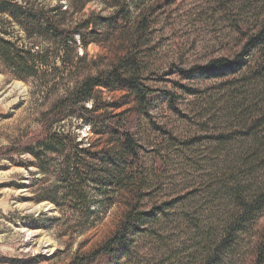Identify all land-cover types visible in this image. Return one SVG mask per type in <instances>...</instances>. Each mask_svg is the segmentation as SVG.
Here are the masks:
<instances>
[{
	"label": "rangeland",
	"instance_id": "obj_1",
	"mask_svg": "<svg viewBox=\"0 0 264 264\" xmlns=\"http://www.w3.org/2000/svg\"><path fill=\"white\" fill-rule=\"evenodd\" d=\"M4 1L56 9L57 19L67 29L87 18L98 19L114 12L111 6L114 0H91L85 4V0ZM139 1L148 4L159 0ZM207 6L206 0H177L155 21L149 46L142 54L148 67L145 77L149 87L180 95L174 89L179 81L177 68L204 63L228 43L223 16L213 14ZM97 25L101 26V22ZM0 33L4 39L28 43L24 32L6 14L0 15ZM125 37L126 29L82 48L76 36L77 54L65 56L62 51L50 52L53 61L40 69V81L16 79L0 62V264H70L75 257L96 250L121 222L126 210V193L117 196L98 225L81 232L78 215L44 200L50 197L55 178L43 174L30 154H7L6 151L18 140L35 134L42 115L75 82L108 70L122 54ZM40 45L45 46L43 42ZM208 87H205L207 94H214ZM86 104L91 106V102ZM200 104L199 98L183 96L177 104L179 113L167 109L163 103L150 111V120L145 117L137 120L135 134L147 172L152 173L157 156L164 161V170L154 183V200L173 204L166 207L150 232L135 240L131 260L123 259L115 264H201L203 249L211 239L223 235L226 221L236 209L226 189L237 180L264 178V169L257 161H251L250 170L238 165L241 151L248 147L249 140L204 139L214 132L226 133L229 120L222 106L198 109ZM98 105L100 112L106 114L131 108L126 92L106 89L101 90ZM154 125L171 130L179 141H195L183 148L162 136ZM60 130L71 133L83 145L88 140L95 148L106 143V138L94 137L89 125L76 119L61 123ZM149 207L147 201L145 208ZM251 233L248 229L237 233L236 246L225 264H245ZM100 263L106 264L103 260Z\"/></svg>",
	"mask_w": 264,
	"mask_h": 264
},
{
	"label": "trees",
	"instance_id": "obj_2",
	"mask_svg": "<svg viewBox=\"0 0 264 264\" xmlns=\"http://www.w3.org/2000/svg\"><path fill=\"white\" fill-rule=\"evenodd\" d=\"M89 1L85 0L84 4ZM176 1L144 4L139 0H114L111 3L114 12L109 16L87 18L67 29L57 19L56 9L0 0V15L6 14L17 23L28 40L26 45L0 35V62L22 81L41 80L40 69L53 61L50 52L76 55V36L80 39L79 45L86 48L91 43H99L102 37L108 38L126 29L122 54L109 69L75 82L65 96L42 115L38 131L18 140L6 151L7 154H30L43 174L55 178L56 185L51 188L50 197L44 200L60 209L69 208L78 215L81 232L98 225L117 196L127 194L126 210L115 232L96 250L75 257L70 264L130 261L133 256L130 253L136 249L135 240L150 232L166 207L173 204L154 200V183L164 170V161L157 156L149 174L135 134L139 117L150 120V111L157 105L164 103L167 109L179 113L178 100L193 96L201 100L198 109L222 106L229 120V130L224 134L214 132L204 139L212 142L232 138L249 140L237 161L239 167L250 170L254 160L264 169V0H206L208 10L223 16L228 43L204 63L177 68L179 81L174 89L180 95L149 87L145 77L148 67L142 57L144 48L149 46L155 21ZM208 86L214 94H207L205 87ZM102 89L126 92L131 108L115 114L101 113L98 101ZM87 102H91L90 107ZM69 119L88 124L91 135L106 138L105 145L95 148L89 140L83 145L85 143L76 141L71 133L61 131L60 124ZM156 128L162 136L183 148L195 141L182 142L171 130ZM226 190L236 209L230 213L223 235L211 239L203 249L201 264H225L236 246L237 233L247 229L252 233L245 264H264V178L237 180ZM147 201L149 209L145 208Z\"/></svg>",
	"mask_w": 264,
	"mask_h": 264
}]
</instances>
